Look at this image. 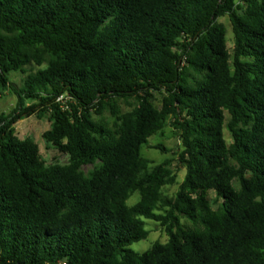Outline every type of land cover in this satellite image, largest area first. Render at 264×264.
I'll return each instance as SVG.
<instances>
[{
    "label": "trees",
    "instance_id": "obj_1",
    "mask_svg": "<svg viewBox=\"0 0 264 264\" xmlns=\"http://www.w3.org/2000/svg\"><path fill=\"white\" fill-rule=\"evenodd\" d=\"M9 89L0 264H264V0H0V99ZM32 115L48 118L43 137L67 164L17 135ZM170 119L180 182L170 159L142 154ZM147 219L168 240L139 252Z\"/></svg>",
    "mask_w": 264,
    "mask_h": 264
},
{
    "label": "rangeland",
    "instance_id": "obj_2",
    "mask_svg": "<svg viewBox=\"0 0 264 264\" xmlns=\"http://www.w3.org/2000/svg\"><path fill=\"white\" fill-rule=\"evenodd\" d=\"M223 22L227 27V44L230 51H233L234 48V33L231 21L228 16H223L219 19ZM37 68L36 65L28 66V70H35ZM26 76V73L23 72H12L11 73V81L15 87H20L23 83V79ZM161 95L156 94L155 103L157 105L161 104ZM133 105L135 101L133 99L130 100ZM17 104V95L12 90H7L5 95L0 99V113L1 112H10L12 111ZM133 105H129L127 102L121 100L120 106L123 111L130 110ZM95 117L98 115L94 114ZM104 116L107 120H111V113L109 110L105 111ZM16 133L20 138L31 137L33 138L39 145L40 153L42 158L45 160L47 165L53 164H67L69 162V155L67 153L61 152L56 146L51 143H48L44 137L43 133L50 127V122L47 117H38L36 115H32L30 117H26L24 119L19 120L16 124ZM225 137L228 142L231 141V135L227 128H225ZM157 144H162L164 147L168 149V151L164 152L158 148H156ZM181 146V140L176 132L175 127L172 124V119L168 121L167 126L164 128L163 133L153 135L150 137L149 142L142 147V154L149 158L152 161V164H158L164 162L167 159L171 160V168L177 174L178 182L182 181L185 174L186 168L182 166L178 161L179 148ZM99 163V161L97 162ZM94 168V164H87L83 167V170L86 173H89ZM179 184H171L164 188L165 192L169 195H174L178 190ZM209 198L212 203V206L216 208L220 203L221 199L215 201L217 195L215 191H209ZM140 198V193H134L131 198L128 200V204L132 205L137 202ZM182 222L184 224H192V221L188 218H182ZM146 228L150 231L147 238L140 240L138 242H134L131 245L136 251L144 252L149 249L155 241L159 240L161 242H166L168 240V235L165 232L164 228L156 221L147 219L146 220Z\"/></svg>",
    "mask_w": 264,
    "mask_h": 264
},
{
    "label": "built area",
    "instance_id": "obj_3",
    "mask_svg": "<svg viewBox=\"0 0 264 264\" xmlns=\"http://www.w3.org/2000/svg\"><path fill=\"white\" fill-rule=\"evenodd\" d=\"M58 100H59L60 102L64 103L65 100H66V98H65V96L61 95V96L58 98Z\"/></svg>",
    "mask_w": 264,
    "mask_h": 264
}]
</instances>
